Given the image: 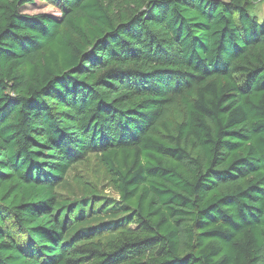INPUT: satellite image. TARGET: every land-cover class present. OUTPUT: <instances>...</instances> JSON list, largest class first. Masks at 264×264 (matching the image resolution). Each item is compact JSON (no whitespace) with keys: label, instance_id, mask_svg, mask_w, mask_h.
Here are the masks:
<instances>
[{"label":"trees","instance_id":"obj_1","mask_svg":"<svg viewBox=\"0 0 264 264\" xmlns=\"http://www.w3.org/2000/svg\"><path fill=\"white\" fill-rule=\"evenodd\" d=\"M258 1L0 0V264H264Z\"/></svg>","mask_w":264,"mask_h":264},{"label":"rangeland","instance_id":"obj_2","mask_svg":"<svg viewBox=\"0 0 264 264\" xmlns=\"http://www.w3.org/2000/svg\"><path fill=\"white\" fill-rule=\"evenodd\" d=\"M228 1V0H225ZM249 9L251 14L255 16L257 19L262 20L264 19V0L258 1L256 4H249ZM21 12L24 14L35 15L39 13L48 14L51 16H57L56 13L53 11L44 8L38 4L28 5L21 9ZM54 106V105H53ZM54 112L58 118L65 119L66 118V108L57 106L54 107ZM75 175H80L84 177L87 181H89L95 188L96 191L99 192L100 195L107 197L108 199L119 201L118 196L112 192L103 181L101 174L98 172V166L93 158V156H89L86 162H81L75 166L73 169L69 171L67 174V180L69 185L64 186L57 190L58 194L72 201L74 198L77 197L78 191L75 189V184L73 182V177ZM5 220H8V215H5ZM9 223V222H7ZM17 240L26 241V238L20 234V231L13 230L12 234Z\"/></svg>","mask_w":264,"mask_h":264}]
</instances>
